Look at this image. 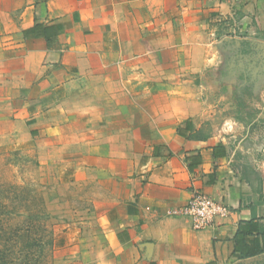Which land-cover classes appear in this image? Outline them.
Segmentation results:
<instances>
[{
    "label": "rangeland",
    "instance_id": "1",
    "mask_svg": "<svg viewBox=\"0 0 264 264\" xmlns=\"http://www.w3.org/2000/svg\"><path fill=\"white\" fill-rule=\"evenodd\" d=\"M78 35L67 57L65 41L60 58L46 60L18 33L0 36V264H35L40 250L46 264H111L102 201L113 172L158 142L167 114L197 94L216 129L234 136L239 171L258 181L264 45L223 42L206 73L172 74L170 60L128 50L126 34Z\"/></svg>",
    "mask_w": 264,
    "mask_h": 264
},
{
    "label": "crops",
    "instance_id": "2",
    "mask_svg": "<svg viewBox=\"0 0 264 264\" xmlns=\"http://www.w3.org/2000/svg\"><path fill=\"white\" fill-rule=\"evenodd\" d=\"M36 26L48 28L52 37L24 35ZM92 29L126 34L128 50L170 60L174 70L169 73L203 74L223 42L264 45V0L241 5L225 0H48L46 5L20 0L12 5L0 0V36L13 40L18 33L42 60L60 58L65 41L67 57L78 34L86 37ZM210 107L198 94L184 100L167 114L171 125L160 140L137 158L127 153L125 164L113 172L116 184L102 201L113 242L111 264H241L264 257L234 256L240 224L255 221L264 233V161L256 164L257 182L245 177L234 162V136L216 129ZM260 151L263 160L264 146ZM197 191L226 202L229 218L212 229L194 230L179 212Z\"/></svg>",
    "mask_w": 264,
    "mask_h": 264
},
{
    "label": "built area",
    "instance_id": "3",
    "mask_svg": "<svg viewBox=\"0 0 264 264\" xmlns=\"http://www.w3.org/2000/svg\"><path fill=\"white\" fill-rule=\"evenodd\" d=\"M233 5H241L248 0H225ZM232 210L224 201L202 191L194 192L189 202L183 206L179 215L189 219L196 231L209 230L216 227L219 220L229 218Z\"/></svg>",
    "mask_w": 264,
    "mask_h": 264
},
{
    "label": "trees",
    "instance_id": "4",
    "mask_svg": "<svg viewBox=\"0 0 264 264\" xmlns=\"http://www.w3.org/2000/svg\"><path fill=\"white\" fill-rule=\"evenodd\" d=\"M52 31L48 28L36 26L24 32L25 36L42 37L49 40L52 37ZM56 36V35H55ZM259 225L255 221L244 222L239 225L237 234L234 238V256L238 259H248L264 253V233L259 232ZM257 236H254L256 235ZM35 264H46L44 259L45 250H40L39 255L32 253Z\"/></svg>",
    "mask_w": 264,
    "mask_h": 264
}]
</instances>
